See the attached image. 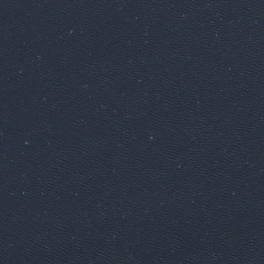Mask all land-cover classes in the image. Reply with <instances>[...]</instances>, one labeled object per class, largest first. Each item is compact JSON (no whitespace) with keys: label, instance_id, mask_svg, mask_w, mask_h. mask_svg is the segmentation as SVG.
<instances>
[{"label":"water","instance_id":"obj_1","mask_svg":"<svg viewBox=\"0 0 264 264\" xmlns=\"http://www.w3.org/2000/svg\"><path fill=\"white\" fill-rule=\"evenodd\" d=\"M0 264H264V0H0Z\"/></svg>","mask_w":264,"mask_h":264}]
</instances>
